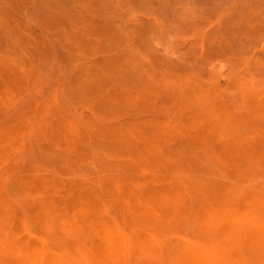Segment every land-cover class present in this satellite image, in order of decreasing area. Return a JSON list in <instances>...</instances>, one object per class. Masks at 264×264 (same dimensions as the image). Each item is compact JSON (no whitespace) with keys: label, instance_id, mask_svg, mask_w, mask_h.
Listing matches in <instances>:
<instances>
[{"label":"rangeland","instance_id":"rangeland-1","mask_svg":"<svg viewBox=\"0 0 264 264\" xmlns=\"http://www.w3.org/2000/svg\"><path fill=\"white\" fill-rule=\"evenodd\" d=\"M248 209L264 219V0H0V224L11 234L55 233L65 257L75 242L61 214L99 228L113 218L133 251L117 264H155ZM90 232L86 248L101 241ZM259 241L225 263L264 264Z\"/></svg>","mask_w":264,"mask_h":264},{"label":"bare ground","instance_id":"bare-ground-1","mask_svg":"<svg viewBox=\"0 0 264 264\" xmlns=\"http://www.w3.org/2000/svg\"><path fill=\"white\" fill-rule=\"evenodd\" d=\"M138 181H139V179H138ZM155 183H159V182H155ZM122 187H124V186H122ZM124 190H126V189H124ZM128 190H130V189H128ZM128 190L124 191V192L127 193ZM131 191H129L127 194H130ZM146 193L144 192V195ZM185 193H187V192H185ZM127 194H123V195H127ZM137 195H138V193H137ZM144 195H142V196H144ZM136 197L138 198V196H136ZM147 197H149V196L147 195ZM120 198L124 199L123 197H120ZM132 198H131V200H132ZM117 200H118V198H117ZM129 200H130V198H129ZM129 200L127 199V201H129ZM139 201L140 200H138L137 202H139ZM114 202H117V201H114ZM129 202H130V204H132L131 203L132 201H129ZM129 202H127V203L129 204ZM135 202H134V204H135ZM120 204H121V202L118 205L116 204V206L119 207ZM123 204H124V202H123ZM144 205H145V203H144ZM127 206L129 207V205H127ZM131 206H133V207H131V209H133L135 207V205H133V204ZM96 207H98V206H96ZM118 207H116V208L118 209ZM145 207H146V205L143 208H145ZM99 208L100 209H98L99 210L98 212H100V210H102L101 207H99ZM122 208H124V207L122 206ZM122 208L121 209L119 208V210L122 211ZM129 208H128V211L130 210L129 212H131V209H129ZM153 209H154V207H153ZM46 211L48 212V210H46ZM75 211H78V210H75ZM114 211H116V209ZM144 211H146V210H144ZM80 212L81 211H79V213ZM75 213H78V212H75ZM75 213H73V214H75ZM81 213L84 214V212H81ZM104 213H105V211H104ZM249 213H250V210L248 209V210H244L243 214L232 215L230 217V221H231V225L232 226L229 227L228 229H223L221 233L216 235V238H215L214 241L206 243V241H199L197 238L193 239V238H190V237H187V238L185 237L184 239H186V241L182 244L183 246L181 245L182 248L180 249V252L176 255V259L175 260L174 259L170 260V258H169V259H166L165 262H164L162 257H156V258H153L154 260H156V261H153V263L158 264V262H159L160 264H227V263H225L226 260H224L223 257L225 256L226 252L228 250H232L235 245L237 246L241 242L242 243H247L248 242V243H251L254 246H257L258 239H260L261 241L264 242V219L262 218V220H260L261 218L257 219L256 217L250 219V218L247 217V214H249ZM39 214H38V217L39 216L40 217H44L46 215L44 213L45 215L43 214L44 215L43 216L40 212H39ZM64 214L65 213L61 214V217L59 216L60 217L59 220L62 223L58 220L61 223L62 228H63L62 229L63 232L61 234L63 236H65L68 233L69 237L70 238L72 237L74 239L75 245H74L73 242H71V246H73V245L75 246V249H73L75 252H73V251H72L73 253L69 252L70 255L67 253L68 256L65 255V257L55 253L53 251V249L50 247V244H51V241L55 240L54 237L58 241H59L60 238L57 239V236H54L56 234L53 233V231L49 232L47 230L49 233H53L52 234L53 237H50V238L46 237L47 236L46 231L43 230L42 232H43V234L45 232V235L42 238H44V239H41L40 237L39 238H34L33 237V239H32L33 235L30 234L29 232H27V230L26 231L24 230L22 233L20 232L21 234L19 233L18 235H13V234H16V233H12L11 234L9 232V230L7 229V226L5 225V223L2 222V224H0V264H67V262H70L72 264L73 263L74 264H117L118 261L121 260V256H120V260L118 259L119 256L116 259V254L120 253L123 248L125 250L132 251L131 250L132 245L128 241H123V240L117 241V240H115V238H116L115 233L118 234V232H116V231H118L119 229L116 230V228L114 229L112 226H110V225H113L112 224L113 222L110 223V221L113 220V218L110 221L105 220L106 222L110 223V224L108 223V226H106V223L104 222L105 226H102V227L99 228V227L96 226V224L99 222V220H98V222H96V224H94L93 220L89 219V218L87 219L88 221H86V219L85 220L72 221V220H69V219L68 220L64 219L63 218ZM154 214H156V213H154ZM98 215H100V213H98ZM34 216H37V215H34ZM73 216L75 217V215H73ZM103 216H104V214H103ZM107 216H109V215H107ZM107 216H104V218H107ZM57 217H56V220H55L56 224H57ZM109 217L111 218V215ZM61 218H62V220H61ZM102 218L103 217H101L99 219H102ZM206 218H209V220H211L212 223H215V221L218 220V219H220L222 222H225V220L223 219L221 214H220V216H217V217H214V218L211 216V214H209V215L206 216ZM137 219H138V216H137ZM137 219H136V221H137ZM36 220H38V218ZM44 220H45V217L43 218V221ZM34 221H35V219H34ZM34 221H32V222L34 223ZM131 221H135V220H131ZM52 224H53V222H52ZM56 224H55V226H56ZM59 224H58V226H60ZM253 224L257 225V230L256 231H257V234H259V236H249V233H247L246 230L243 231V230H237L236 229L237 227H243L245 225L249 226V225H253ZM41 225H39V229H40V226H41L42 229H45L48 226H51V223L48 220H45V225L44 224H41ZM33 227L36 228L37 226L34 225ZM91 227H93V228H91ZM129 227L131 228L130 225H129ZM150 228H151V226H150ZM58 229L60 230L61 226L59 228H56V231ZM85 229H87L89 232L91 230H93L91 232H94L95 235L96 234L100 235L101 236V241H98L97 243H95V245L90 246V248H86L85 247L86 246L85 242L83 240L86 237V235H83V231H85ZM50 230H53V229H50ZM54 230H55V228H54ZM42 232H40V233H42ZM58 232L59 231H57V233ZM60 232H61V230H60ZM85 234H87V233H85ZM122 234H120V235L122 236ZM92 235H94V234H92ZM58 237H60V236H58ZM52 238H53V240H52ZM64 238H66V237H64ZM67 239H65V240H67V242L68 241L69 242L72 241V239L69 240L68 237H67ZM261 241H259V244H260ZM67 242H65V243H67ZM261 244H263V243L261 242ZM139 245H138V247H139ZM52 246L54 247L53 244H52ZM68 246H70V245H68ZM150 246L152 248L153 244H151ZM57 248H58V246H57ZM59 248L61 249V247H59ZM68 249H69V247H68ZM65 250L63 249L64 252H65ZM153 250H155V249H153ZM117 251H119V252H117ZM154 253L155 252H153V254ZM121 254H123V253H121ZM135 254H136V252H135ZM153 256H151V257H153ZM135 257L133 256V258H135Z\"/></svg>","mask_w":264,"mask_h":264}]
</instances>
